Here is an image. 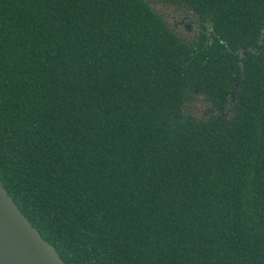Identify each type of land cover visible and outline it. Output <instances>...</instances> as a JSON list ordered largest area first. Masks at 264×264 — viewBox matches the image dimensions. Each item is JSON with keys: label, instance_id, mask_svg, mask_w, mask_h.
Returning <instances> with one entry per match:
<instances>
[{"label": "trees", "instance_id": "trees-1", "mask_svg": "<svg viewBox=\"0 0 264 264\" xmlns=\"http://www.w3.org/2000/svg\"><path fill=\"white\" fill-rule=\"evenodd\" d=\"M263 24L264 0H0V181L67 264H264Z\"/></svg>", "mask_w": 264, "mask_h": 264}, {"label": "water", "instance_id": "water-1", "mask_svg": "<svg viewBox=\"0 0 264 264\" xmlns=\"http://www.w3.org/2000/svg\"><path fill=\"white\" fill-rule=\"evenodd\" d=\"M0 264H67L0 181Z\"/></svg>", "mask_w": 264, "mask_h": 264}, {"label": "flooded vegetation", "instance_id": "flooded-vegetation-1", "mask_svg": "<svg viewBox=\"0 0 264 264\" xmlns=\"http://www.w3.org/2000/svg\"><path fill=\"white\" fill-rule=\"evenodd\" d=\"M176 29H181L184 28L186 30H188L189 33H193L195 32V30H197V22H194L191 18V16H189L187 13H181L179 11H175V16L173 17ZM264 27V24H263ZM260 49L258 52H261L263 50V44H264V31L260 33ZM241 80L242 77L237 75V74H233L231 80H230V84H232L231 87V91H230V100L229 103L224 107L225 109V114H222L224 116L225 119H230V117L232 116V111L234 109V105L237 102V93H238V89L240 88V84H241ZM202 103L204 105V98L202 99ZM208 104L204 105V110H208V112L213 113L214 110L210 107H207Z\"/></svg>", "mask_w": 264, "mask_h": 264}, {"label": "rangeland", "instance_id": "rangeland-1", "mask_svg": "<svg viewBox=\"0 0 264 264\" xmlns=\"http://www.w3.org/2000/svg\"><path fill=\"white\" fill-rule=\"evenodd\" d=\"M163 13H165V15L167 16V18L169 17L170 18V21L171 18H173L175 16V11L174 9L170 8V7H164L163 9ZM173 22V21H172Z\"/></svg>", "mask_w": 264, "mask_h": 264}]
</instances>
